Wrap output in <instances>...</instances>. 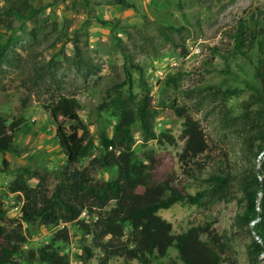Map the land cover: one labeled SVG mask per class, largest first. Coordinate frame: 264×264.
Wrapping results in <instances>:
<instances>
[{
    "label": "rangeland",
    "instance_id": "1",
    "mask_svg": "<svg viewBox=\"0 0 264 264\" xmlns=\"http://www.w3.org/2000/svg\"><path fill=\"white\" fill-rule=\"evenodd\" d=\"M10 1L0 0V46H4L0 59V118L11 122L23 117L22 129L16 136L20 153L0 154V170L6 168L0 171V201L11 218H20L22 214L23 195L9 190L19 168L28 166L32 172L45 174L52 191L65 164L56 125L45 107L50 99L74 95L80 104L81 119L97 146L80 166L89 165L94 178L100 181L116 174L115 169L90 162L99 155L101 133H113L117 118L113 109L103 103L114 97L110 94L114 87L127 81L125 53L145 70V80L159 110L156 130L167 128L176 140L174 144L151 140L144 146L141 129L135 126L138 152L170 151L178 179L192 193L206 187L205 179L211 173L222 170L238 175L244 168H261L263 154L249 159L242 138L225 128L218 94L228 86L244 88L239 96L228 98V105L236 114L242 111L241 103L250 94L247 86L256 80L253 64L232 54V34L239 19L250 20L251 14L264 12V0H223L211 8L199 0H130L134 7L91 0L88 8L80 12L73 8L74 0H32L36 6H45L39 15L44 18V27L36 34L32 31L35 20L2 12ZM109 19L114 22H103ZM9 21L12 28L8 27ZM166 22L186 26L183 33L174 34L175 43L166 41L160 33L159 27ZM182 46L187 47L188 55H183ZM179 71L184 75L176 85L165 83L170 74ZM132 75L134 92L140 98L144 92L142 76L136 69H132ZM127 87L126 84L122 88ZM174 105L189 109L200 121L208 140V149L187 164L180 159L186 140L183 118L177 115ZM4 157L8 166L3 163ZM38 181L37 176L30 179L32 184ZM241 196L237 192L233 199L218 201L210 207L179 202L159 213L172 222L175 234L207 221L215 222L229 244L225 264H252L248 245L255 235L236 220L243 208ZM113 205L114 202L109 207ZM62 226L25 222V246L38 248ZM67 226L70 240L58 244L69 254L71 264H99L103 253L94 247L92 235L85 234L77 223ZM86 245L93 248L91 258L84 252ZM124 261V256H114L109 264ZM173 262L181 263L174 247L167 256L154 259L153 264ZM129 264L142 263L133 259Z\"/></svg>",
    "mask_w": 264,
    "mask_h": 264
},
{
    "label": "trees",
    "instance_id": "2",
    "mask_svg": "<svg viewBox=\"0 0 264 264\" xmlns=\"http://www.w3.org/2000/svg\"><path fill=\"white\" fill-rule=\"evenodd\" d=\"M211 8L223 0H199ZM126 7H134L130 0H109ZM91 0H74L77 11H85ZM45 6H36L32 0H11L2 12L23 20H35L32 31L43 29L44 18L39 17ZM263 10L250 20L241 18L233 38V55L242 56L253 64L255 82L249 83V96L241 103L242 111L236 114L228 105V98L239 96L244 88L228 86L221 94L225 128L242 138L248 158L264 156V15ZM113 23L114 20H103ZM12 28V22H8ZM161 35L166 41L175 43L174 34L183 33L186 26L171 22L161 24ZM4 46H0V59ZM184 56L189 54L182 46ZM127 81L113 88L114 95L106 103L117 118L113 133L103 131L100 135V151L91 159V164L105 169H115L116 174L106 180H96L88 166L80 164L94 154L96 144L86 123L81 119L80 104L74 95H60L45 104L56 125V135L66 156L59 181L51 191L47 177L28 166L19 168L18 176L10 183L11 192L24 197L20 218H11L0 201V264H71V258L58 243L68 242V223H77L87 235H92L93 245L103 255L99 264H109L114 256H124L121 264L137 259L142 264H153L154 259L168 255L174 247L181 263L173 264H225L228 241L219 233L213 221L195 225L175 234L173 224L160 215L179 202H190L210 207L221 200H229L241 192L243 208L237 215V223L253 233L252 223L260 239L253 237L248 245L249 260L252 264H264V158L261 168H244L239 174L231 171L211 173L206 187L196 193L190 192L177 177L175 159L170 151L145 149L136 150L134 129L138 126L143 136V145L151 140L159 144L176 142L167 128L156 130L159 110L148 82L144 68L125 53ZM132 69L142 76L143 95L134 92ZM184 72L170 74L165 83L176 85ZM128 85L126 89L122 87ZM219 92V91H218ZM110 95V96H111ZM216 96V93L214 94ZM174 110L183 118L185 146L180 159L189 163L208 149L206 133L200 121L186 106L174 105ZM23 117L8 122L0 118V154L20 153L16 145L17 133L22 129ZM3 163L9 165L4 157ZM0 171H6L3 168ZM39 178L37 184L30 179ZM114 205L109 207L111 203ZM109 207V208H108ZM86 212V216H83ZM39 221L46 226H63L55 231L51 239L38 248H27V234L24 223ZM254 234V233H253ZM203 235H206L204 238ZM84 252L91 258V246Z\"/></svg>",
    "mask_w": 264,
    "mask_h": 264
},
{
    "label": "water",
    "instance_id": "3",
    "mask_svg": "<svg viewBox=\"0 0 264 264\" xmlns=\"http://www.w3.org/2000/svg\"><path fill=\"white\" fill-rule=\"evenodd\" d=\"M252 229H253V233H254V235H255V237L257 238V239H259V240H261L260 239V237H259V235L256 233V231H255V228H254V222L252 223ZM263 257H261V264H263V259H262Z\"/></svg>",
    "mask_w": 264,
    "mask_h": 264
},
{
    "label": "built area",
    "instance_id": "4",
    "mask_svg": "<svg viewBox=\"0 0 264 264\" xmlns=\"http://www.w3.org/2000/svg\"><path fill=\"white\" fill-rule=\"evenodd\" d=\"M83 216H86V212H83V214H82Z\"/></svg>",
    "mask_w": 264,
    "mask_h": 264
}]
</instances>
